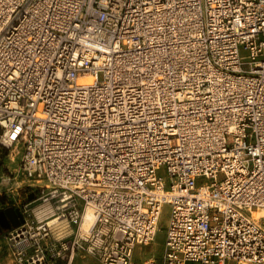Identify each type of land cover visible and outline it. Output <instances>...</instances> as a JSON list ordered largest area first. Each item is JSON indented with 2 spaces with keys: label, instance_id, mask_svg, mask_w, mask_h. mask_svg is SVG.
Instances as JSON below:
<instances>
[{
  "label": "built area",
  "instance_id": "2783aa9c",
  "mask_svg": "<svg viewBox=\"0 0 264 264\" xmlns=\"http://www.w3.org/2000/svg\"><path fill=\"white\" fill-rule=\"evenodd\" d=\"M3 149L13 264H264V0H0Z\"/></svg>",
  "mask_w": 264,
  "mask_h": 264
},
{
  "label": "rangeland",
  "instance_id": "374dc122",
  "mask_svg": "<svg viewBox=\"0 0 264 264\" xmlns=\"http://www.w3.org/2000/svg\"><path fill=\"white\" fill-rule=\"evenodd\" d=\"M101 75H99V79H101ZM9 152L7 150H0V179H13L14 178V168L16 167L8 158ZM15 179H18L20 183L18 187H23L28 182L24 181L20 176H15ZM3 190V189H2ZM8 190V189H4ZM1 201L6 202L5 193H2V197H0ZM171 207L169 205H163L161 216L159 219V231L156 234L154 242L150 247H137L135 250L136 255L139 253L154 254L155 256H160L163 253L164 242H165V229L168 224L169 215H170ZM72 264H102L96 258L87 255V254H77L73 258ZM0 264H13L11 257L5 247L0 249ZM61 264H65L64 262ZM228 264H235L234 262H229Z\"/></svg>",
  "mask_w": 264,
  "mask_h": 264
},
{
  "label": "water",
  "instance_id": "95a60500",
  "mask_svg": "<svg viewBox=\"0 0 264 264\" xmlns=\"http://www.w3.org/2000/svg\"><path fill=\"white\" fill-rule=\"evenodd\" d=\"M21 221V217L17 211L12 208H7L5 211L0 212V233L3 230L16 228Z\"/></svg>",
  "mask_w": 264,
  "mask_h": 264
},
{
  "label": "bare ground",
  "instance_id": "6f19581e",
  "mask_svg": "<svg viewBox=\"0 0 264 264\" xmlns=\"http://www.w3.org/2000/svg\"><path fill=\"white\" fill-rule=\"evenodd\" d=\"M20 181L18 179H0V189H9L13 185H18ZM94 223V213L88 208L83 216L82 230H87ZM72 263V261H71ZM70 263V264H71Z\"/></svg>",
  "mask_w": 264,
  "mask_h": 264
},
{
  "label": "crops",
  "instance_id": "0c3cea01",
  "mask_svg": "<svg viewBox=\"0 0 264 264\" xmlns=\"http://www.w3.org/2000/svg\"><path fill=\"white\" fill-rule=\"evenodd\" d=\"M6 209H7V208H5L3 211H5ZM3 211H0V212H3ZM3 231H4V230H3ZM73 261H74V260H72V263H73ZM72 263H71V264H72Z\"/></svg>",
  "mask_w": 264,
  "mask_h": 264
}]
</instances>
